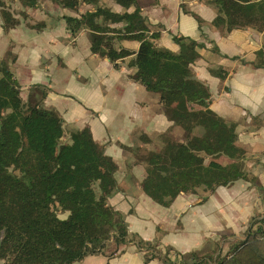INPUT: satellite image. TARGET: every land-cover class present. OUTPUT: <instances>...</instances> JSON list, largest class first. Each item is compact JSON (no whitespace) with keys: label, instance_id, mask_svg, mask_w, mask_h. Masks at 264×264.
<instances>
[{"label":"trees","instance_id":"obj_1","mask_svg":"<svg viewBox=\"0 0 264 264\" xmlns=\"http://www.w3.org/2000/svg\"><path fill=\"white\" fill-rule=\"evenodd\" d=\"M19 1L25 11L39 5V0ZM50 1L72 11L84 3L96 6V12L81 18L66 17L68 29L73 34L83 28L92 30V52L104 53L112 63L135 55L133 79L159 99L164 115L182 131L181 136L165 134L160 148L140 156L146 165L142 186L154 202L169 208L180 195L206 201V195L218 187L248 179L241 164L245 152L236 144L237 125L211 110L210 89L192 68L200 58L201 44L174 36L179 54L158 47L160 33L143 29L138 0H114L127 9L134 6L131 14L98 7L100 0ZM213 4L218 10L214 26L224 33L246 28L264 31V0H213ZM0 9L6 29L19 24L5 0H0ZM100 17L105 23L126 26L116 30L96 24ZM114 33L119 36H111ZM121 40L139 42V50L118 48ZM220 77L226 78L227 73ZM40 95V101L25 102L10 55L0 59V260L76 264L90 255H118L135 245L146 262L161 257L168 264H185L173 261L170 253L159 255L157 244L130 233L125 216L109 204L117 189V164L96 144L88 128L72 132L71 143H63V119L44 107L45 94ZM222 159L234 163L227 165ZM62 213L68 214L66 219L60 218ZM255 223L257 230L228 256L214 261L194 253L192 264H264V219Z\"/></svg>","mask_w":264,"mask_h":264},{"label":"crops","instance_id":"obj_2","mask_svg":"<svg viewBox=\"0 0 264 264\" xmlns=\"http://www.w3.org/2000/svg\"><path fill=\"white\" fill-rule=\"evenodd\" d=\"M15 2V9L20 10H11L19 22L14 28H5L0 9V59L10 55L25 102L40 101V94H45L44 107L63 119L65 143H71L72 132L88 128L96 144L117 164V189L109 204L125 216L130 233L157 244L159 255L170 253L173 261L192 264L191 255L205 247L206 253L198 258L215 261L228 256L257 230L259 224L254 222L264 219V31L246 28L224 33L214 26L218 10L213 0H138L143 29L160 33L158 47L179 54L174 36L202 45L200 58L192 66L194 73L210 89L211 110L237 125L236 144L245 152L241 164L248 179L218 187L206 195V201L180 195L166 208L145 193L146 165L140 156L160 148L165 134L181 136L182 131L164 115L159 99L133 79L137 69L131 61L136 56L112 63L104 53L92 52V30L83 28L73 34L68 29L66 17L94 13V5L84 3L72 11L39 0L36 9L25 11L19 0ZM98 4L116 14L136 9L114 0ZM95 23L116 30L126 26L105 23L102 17ZM117 46L136 53L140 43L121 40ZM221 73L227 77L221 78ZM67 216L60 214L62 219ZM0 264L5 263L0 260ZM76 264L168 263L161 257L146 262L144 253L129 245L121 254L90 255Z\"/></svg>","mask_w":264,"mask_h":264},{"label":"rangeland","instance_id":"obj_3","mask_svg":"<svg viewBox=\"0 0 264 264\" xmlns=\"http://www.w3.org/2000/svg\"><path fill=\"white\" fill-rule=\"evenodd\" d=\"M6 3H7V5L10 3V6L9 7L11 8V10H13V9L14 10H20V9H15L16 8V2H15V0H7ZM65 140L63 139L62 142L65 143ZM204 252L206 253V247L201 252L199 251V254L198 253H196V254L197 255H201L200 253H204Z\"/></svg>","mask_w":264,"mask_h":264}]
</instances>
